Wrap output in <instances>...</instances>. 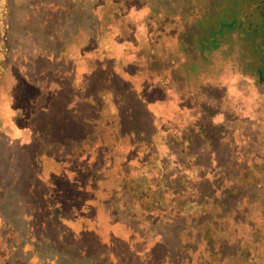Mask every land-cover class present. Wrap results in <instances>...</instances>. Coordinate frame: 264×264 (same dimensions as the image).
Masks as SVG:
<instances>
[{"label":"rangeland","instance_id":"374dc122","mask_svg":"<svg viewBox=\"0 0 264 264\" xmlns=\"http://www.w3.org/2000/svg\"><path fill=\"white\" fill-rule=\"evenodd\" d=\"M222 2L0 0V264H249L262 254L255 76L248 86L233 76L235 47L224 62L234 74L208 83L230 92L202 97L194 88L207 79L178 84L165 64L184 57L177 33L189 43ZM224 38L209 42L227 47ZM216 101L221 120L210 118Z\"/></svg>","mask_w":264,"mask_h":264},{"label":"flooded vegetation","instance_id":"af4514ba","mask_svg":"<svg viewBox=\"0 0 264 264\" xmlns=\"http://www.w3.org/2000/svg\"><path fill=\"white\" fill-rule=\"evenodd\" d=\"M246 3L247 2H244V6ZM239 9H240V12L239 13L235 12L234 19L232 20H228V21L226 20L216 21L215 20L214 21L212 18L211 19L204 18L203 20H199V29L193 30L194 35H192L193 37L190 36L191 38L190 40L191 43L189 42L190 44L186 41H183L182 43L184 45H181L182 44L180 40L181 37H179V34L177 33V38L175 37L176 40H178L176 43V48L178 44V49L180 53H184V57L180 59L169 58L167 62H165L166 69L167 70L169 69V71L174 75V78H176V80L179 82L178 84H181V85H184L185 83L190 82V80L192 79L191 76L194 75L195 73H198L200 78H205L207 80L205 81V83H202L201 85H198L196 88H194V92L196 94L202 95V97L207 96L205 92L215 87V86H212L211 84H208L210 83V79L217 78V77L220 79L221 75H224V74L233 75L234 74V73L232 74V71L229 72L228 68L224 65L225 64L224 62H227L228 60V57H229L228 52L236 50L237 55L235 58V63L239 65L240 72L238 73L239 75L234 74L233 76L236 78V80L242 82L243 85H246V86L250 84L248 83L249 81L246 80L245 77H247V75H250V77L252 75L255 76L254 83L253 82L252 83L254 84V87L257 89L258 95L262 99V103L257 104V106L255 104L256 109H252L251 111H249V113H250V116H256L258 119L263 121L264 120V9L258 8L259 10H257L255 13H250L251 11H247L245 7L241 9L239 6ZM193 31H190V33ZM234 33L236 34V37L233 38ZM219 35L225 36L224 39H226V42H228L227 47L217 46L214 43L209 42V40H211L213 36H219ZM233 40L236 42H233ZM152 42L153 44L156 43L155 46H157V43L158 44L160 43V41L157 42V40L156 41L153 40ZM158 47H154L152 49L153 56H155L156 52L158 51ZM206 47L208 48L207 50H209V52L211 53L209 60L202 57ZM249 47L254 50L251 52V54H247ZM133 48H135L134 45L131 47V50ZM191 48L194 49L193 52ZM136 51L138 50L136 49ZM106 53H109V52H106ZM216 58H219V60L222 62V64H220L222 65L220 68H217L214 65ZM230 62L232 61L230 60ZM203 65H204V68H203ZM1 68H2V64H1L0 70L1 72H3L4 70H2ZM208 69H210L211 72H207ZM160 87H162L161 84H160ZM216 88H218L219 90H226L228 86L221 84L215 87V89ZM228 91L230 92V90ZM228 91L226 92L227 95H228ZM216 102H217V105H216L215 111L213 110L215 107L210 106V108L213 110V117L211 116L210 118L215 119V120L217 119L221 120V118L225 116V113L224 111H222L221 109L217 107L223 106L224 103L222 104L219 101H216ZM206 106H209V105H206ZM200 108H201L200 113L206 119V117L208 116L205 115L204 113V107H200ZM244 111H246V109L242 110L241 112H244ZM193 123H194V127H197V125L195 124V121H193ZM237 123L235 126L238 125ZM179 124L181 125L182 122H180ZM219 129H220L219 134L221 133L222 135H225L226 134L225 130H228V127L227 125H224V126H221V128ZM233 129H234L233 134H235L237 132L236 131L237 128L235 127ZM196 131L199 132L200 129L196 128ZM170 132L173 135L176 133L175 130H172ZM223 142H224V137L221 136L220 144ZM156 165L157 164H154V166L151 167V169L153 170L156 169L155 168ZM229 166L230 165H227L228 168ZM141 167L143 169V167H146V164H142ZM130 169L132 171L133 168L130 167ZM141 170L140 172H142ZM156 170L158 171V169ZM185 195L187 196V198H189L187 203L195 202L194 196L191 197L189 194L184 193L182 190L181 196H185ZM154 207H158V206H156L155 204H152L150 206V208H154ZM160 210L163 211L165 214L168 213L166 210H162L161 208ZM170 211H174V210H170ZM175 212L182 217H187V216L192 217V215L194 216V214H196V213L194 214L190 213L186 215L185 212H180V210H176ZM256 260L258 262L261 261L264 263V250L262 251V254L258 257L251 256L249 258V264H254V261Z\"/></svg>","mask_w":264,"mask_h":264},{"label":"trees","instance_id":"16d2710c","mask_svg":"<svg viewBox=\"0 0 264 264\" xmlns=\"http://www.w3.org/2000/svg\"><path fill=\"white\" fill-rule=\"evenodd\" d=\"M258 2L259 1V4H258V8L259 9H264V0H251V1H248V0H223L222 2V7H220V11H223V12H228L227 14H224L223 17H221L219 15V12L218 11V17L216 18V21H221V20H232L234 19V13L237 12L239 13L240 12V9H239V6L240 8L242 9V5H244V2H247V3H253V2ZM219 2L215 1L214 5L215 4H218ZM239 10V11H238ZM242 11V10H241ZM231 14V15H230ZM230 165V164H229ZM230 167V166H229ZM233 167V166H232ZM207 185V184H206ZM210 189V188H209ZM43 207V206H42ZM51 208V207H50ZM49 207H44L43 209L47 212V210L50 209ZM47 209V210H46ZM50 211V210H49ZM110 226V224H109Z\"/></svg>","mask_w":264,"mask_h":264},{"label":"crops","instance_id":"0c3cea01","mask_svg":"<svg viewBox=\"0 0 264 264\" xmlns=\"http://www.w3.org/2000/svg\"><path fill=\"white\" fill-rule=\"evenodd\" d=\"M4 60H5V53L2 48L0 51V67H1V64L5 62Z\"/></svg>","mask_w":264,"mask_h":264}]
</instances>
